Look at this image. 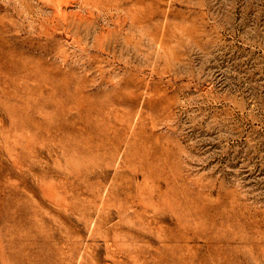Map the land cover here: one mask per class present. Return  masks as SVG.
Here are the masks:
<instances>
[{
    "label": "rangeland",
    "instance_id": "obj_1",
    "mask_svg": "<svg viewBox=\"0 0 264 264\" xmlns=\"http://www.w3.org/2000/svg\"><path fill=\"white\" fill-rule=\"evenodd\" d=\"M97 2L0 0V264H264V0Z\"/></svg>",
    "mask_w": 264,
    "mask_h": 264
},
{
    "label": "bare ground",
    "instance_id": "obj_2",
    "mask_svg": "<svg viewBox=\"0 0 264 264\" xmlns=\"http://www.w3.org/2000/svg\"><path fill=\"white\" fill-rule=\"evenodd\" d=\"M87 4H88V5H89V4H91V5L93 4V5H95V6H98L100 3L97 2V0H88V3H87ZM102 6H103V5H102ZM106 6H107V5H106ZM106 6H105V7H106ZM110 6H111V5H110ZM95 8H96V7H95ZM102 8H103V7H102ZM96 9H97V8H96ZM116 9H117V8H116ZM104 10H106V11L108 12V11L110 10V7L107 6ZM135 19H136V18H135ZM88 216H89V215H88ZM97 228H98V227H97ZM116 229H117V228H116ZM105 233H106V232H105ZM107 234H108V233H107ZM128 234H129V233H128ZM128 234H127V235H128ZM91 235H92V234H91ZM124 236H125V235H124ZM105 241H106V240H105ZM107 243H108V242H107ZM110 243H111V242H110ZM69 251H70V249H69Z\"/></svg>",
    "mask_w": 264,
    "mask_h": 264
}]
</instances>
